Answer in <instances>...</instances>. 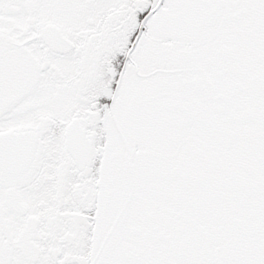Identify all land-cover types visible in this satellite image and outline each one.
<instances>
[{"label": "snow or ice", "instance_id": "snow-or-ice-1", "mask_svg": "<svg viewBox=\"0 0 264 264\" xmlns=\"http://www.w3.org/2000/svg\"><path fill=\"white\" fill-rule=\"evenodd\" d=\"M0 264H264V0H0Z\"/></svg>", "mask_w": 264, "mask_h": 264}]
</instances>
